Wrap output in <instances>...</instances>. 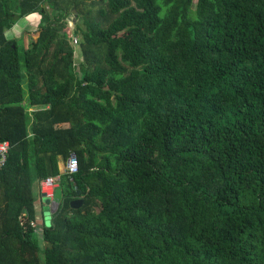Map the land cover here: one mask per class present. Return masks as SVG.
<instances>
[{"label": "trees", "instance_id": "16d2710c", "mask_svg": "<svg viewBox=\"0 0 264 264\" xmlns=\"http://www.w3.org/2000/svg\"><path fill=\"white\" fill-rule=\"evenodd\" d=\"M0 141V264H264V0H0Z\"/></svg>", "mask_w": 264, "mask_h": 264}, {"label": "rangeland", "instance_id": "374dc122", "mask_svg": "<svg viewBox=\"0 0 264 264\" xmlns=\"http://www.w3.org/2000/svg\"><path fill=\"white\" fill-rule=\"evenodd\" d=\"M197 3V0H195V4ZM195 8V6H194ZM77 19H78V15L77 13L71 15L70 19H68V24H69V27L71 28H74L75 25L77 24ZM41 23V15L39 13H35V14H32L28 17H26V19H21L17 25L11 29V32H8V37H16L18 40H19V46L20 48L22 47H26L28 48V46H30V43L33 41V32L35 30L38 29L39 25ZM78 46H79V43L78 45H76L74 48L76 50L75 52V64L77 65L78 63L81 62V58L79 57V54H78ZM59 167L60 169H63L64 168V162L61 160L60 161V164H59ZM59 192L61 193V198H62V191L61 189L59 190ZM36 196H37V199L40 200V195L38 194V189L36 188ZM46 203V202H45ZM47 204L45 206V214L47 213V216L44 215V211H40V214H41V218H43V215L47 218L49 217L48 215H50V212L48 211L47 212ZM44 221L46 223V227H48V219H45L44 218ZM42 233V231H40V234ZM41 248L42 250L45 248V244L43 241H41Z\"/></svg>", "mask_w": 264, "mask_h": 264}, {"label": "built area", "instance_id": "2783aa9c", "mask_svg": "<svg viewBox=\"0 0 264 264\" xmlns=\"http://www.w3.org/2000/svg\"><path fill=\"white\" fill-rule=\"evenodd\" d=\"M74 44L79 43L78 37H74ZM10 151V144L8 141H0V172L5 166L7 157ZM79 172V164L75 154L71 155L63 169H60V174L52 177L41 184L42 190L47 198L53 200L55 198L56 189L60 187L63 176H72ZM39 231V228H38ZM40 232V231H39Z\"/></svg>", "mask_w": 264, "mask_h": 264}, {"label": "crops", "instance_id": "0c3cea01", "mask_svg": "<svg viewBox=\"0 0 264 264\" xmlns=\"http://www.w3.org/2000/svg\"><path fill=\"white\" fill-rule=\"evenodd\" d=\"M23 19H26V18H23ZM37 189H38V194L40 195V200L37 199V213H38V217H37L36 225L38 226L39 231H41V229L46 226L44 218L48 219V223H49L48 227H51L52 222H53V215L54 214L48 215L49 217H47V218L45 217V216H47V213L45 214V211H46L45 210V206H46L45 199H46V197H45V194H44V192L42 190L41 184L37 185ZM60 189H61L60 187L56 189L55 198L58 197L59 195H61V193L59 192ZM53 200H55V199H53ZM41 210L44 211V215L45 216L43 215V218H41V214H40ZM47 212H48V209H47Z\"/></svg>", "mask_w": 264, "mask_h": 264}, {"label": "water", "instance_id": "95a60500", "mask_svg": "<svg viewBox=\"0 0 264 264\" xmlns=\"http://www.w3.org/2000/svg\"><path fill=\"white\" fill-rule=\"evenodd\" d=\"M45 8L46 7L44 6V9ZM45 197H46L45 202L48 205V207H47L48 211L50 212V214H54L58 210V208L60 207V203H61L60 200L62 199L61 196L59 195L58 197L54 198L55 200H51V199L47 198L46 195H45ZM79 203L80 204L77 206V208H79V206L82 205L81 201Z\"/></svg>", "mask_w": 264, "mask_h": 264}]
</instances>
